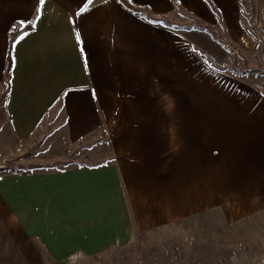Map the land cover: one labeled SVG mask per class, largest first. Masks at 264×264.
I'll list each match as a JSON object with an SVG mask.
<instances>
[{
	"label": "crops",
	"instance_id": "obj_1",
	"mask_svg": "<svg viewBox=\"0 0 264 264\" xmlns=\"http://www.w3.org/2000/svg\"><path fill=\"white\" fill-rule=\"evenodd\" d=\"M129 2L156 18L179 8L230 43L247 40L240 0ZM16 23L35 27L10 48ZM206 37L119 0H0V162L31 140L111 152L0 172V264H98L185 217L264 211V90L212 68L199 52Z\"/></svg>",
	"mask_w": 264,
	"mask_h": 264
},
{
	"label": "rangeland",
	"instance_id": "obj_2",
	"mask_svg": "<svg viewBox=\"0 0 264 264\" xmlns=\"http://www.w3.org/2000/svg\"><path fill=\"white\" fill-rule=\"evenodd\" d=\"M242 14H255L264 33V0H240ZM166 19L180 25V31H200L212 35L199 40L206 56L236 77L246 76L264 90V40H258L255 31L247 26V40L230 43L215 32L206 31L199 20L182 9ZM206 36V35H204ZM195 37V35H193ZM221 43L227 52L220 50ZM229 44V46H226ZM202 55V54H201ZM204 55H202L204 57ZM171 109V96H164ZM41 141L20 142L14 154L0 162V172L54 171L65 168L100 163L109 159L110 150L70 148L55 152ZM3 166V167H2ZM98 264H264V211L239 219L228 218L220 210H213L182 218L144 233L114 250Z\"/></svg>",
	"mask_w": 264,
	"mask_h": 264
},
{
	"label": "trees",
	"instance_id": "obj_3",
	"mask_svg": "<svg viewBox=\"0 0 264 264\" xmlns=\"http://www.w3.org/2000/svg\"><path fill=\"white\" fill-rule=\"evenodd\" d=\"M124 6H126L127 8L137 12L138 14L142 15L144 18H146L149 21L152 22H156V23H162L164 26L173 28V29H180V25L178 24H174L169 22L166 18H156L153 17L145 8H139L136 7L134 5H132L129 0H119ZM30 24L27 25H22L19 23H16L13 25L12 30L10 32V48L12 47L13 43L15 42V40L25 31L31 29L32 27L29 26ZM203 28L208 31V32H212L211 29L208 26H203ZM200 54L204 55L203 52L199 51ZM205 58V55H204ZM205 60L207 61V63L214 69L219 70V71H226L227 68L225 67H220L218 65H216L211 58L207 57L205 58ZM11 71V55H9L8 57V68H7V75L9 76Z\"/></svg>",
	"mask_w": 264,
	"mask_h": 264
},
{
	"label": "built area",
	"instance_id": "obj_4",
	"mask_svg": "<svg viewBox=\"0 0 264 264\" xmlns=\"http://www.w3.org/2000/svg\"><path fill=\"white\" fill-rule=\"evenodd\" d=\"M247 21L249 23V27L255 31V36L258 40L263 41L264 40V33L259 29L260 22L258 21V18L255 14H248ZM262 25H264V18L263 21H261ZM226 46H229V44H226ZM3 167V166H2Z\"/></svg>",
	"mask_w": 264,
	"mask_h": 264
},
{
	"label": "snow or ice",
	"instance_id": "obj_5",
	"mask_svg": "<svg viewBox=\"0 0 264 264\" xmlns=\"http://www.w3.org/2000/svg\"><path fill=\"white\" fill-rule=\"evenodd\" d=\"M38 2H39L40 5H43L44 2H45V0H38ZM79 14L80 13H77V15H79ZM37 19H40V16L39 15L37 16ZM29 26L30 27H35V25H32V24H30ZM19 39L22 40V39H24V37H20ZM79 39H80V36H79V33H77V40H79ZM18 42H19V40L16 41V43H18Z\"/></svg>",
	"mask_w": 264,
	"mask_h": 264
}]
</instances>
